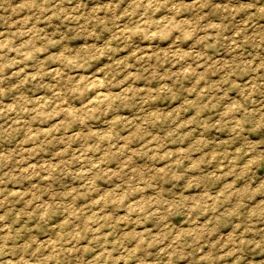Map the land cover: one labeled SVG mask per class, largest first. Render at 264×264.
Listing matches in <instances>:
<instances>
[{
    "label": "rangeland",
    "instance_id": "1",
    "mask_svg": "<svg viewBox=\"0 0 264 264\" xmlns=\"http://www.w3.org/2000/svg\"><path fill=\"white\" fill-rule=\"evenodd\" d=\"M0 264H264V0H0Z\"/></svg>",
    "mask_w": 264,
    "mask_h": 264
}]
</instances>
